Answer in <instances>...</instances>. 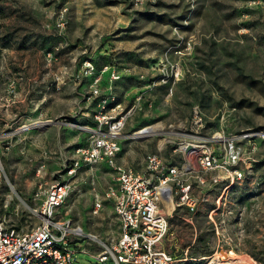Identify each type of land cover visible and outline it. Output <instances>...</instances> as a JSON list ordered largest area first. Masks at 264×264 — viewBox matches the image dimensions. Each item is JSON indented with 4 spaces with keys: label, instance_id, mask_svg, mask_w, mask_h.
Masks as SVG:
<instances>
[{
    "label": "rangeland",
    "instance_id": "rangeland-1",
    "mask_svg": "<svg viewBox=\"0 0 264 264\" xmlns=\"http://www.w3.org/2000/svg\"><path fill=\"white\" fill-rule=\"evenodd\" d=\"M85 59L120 71L102 88L115 97L108 115L124 119L119 165L139 170L152 152L178 163L177 142L252 133L236 143L242 176L194 185L197 209L176 207L160 246L172 264H264V0H0V216L19 231L41 221L45 188L96 124L90 80L76 74ZM115 175L102 161L70 179L55 218L83 230L75 264H100L119 233L109 201L91 211Z\"/></svg>",
    "mask_w": 264,
    "mask_h": 264
},
{
    "label": "built area",
    "instance_id": "built-area-1",
    "mask_svg": "<svg viewBox=\"0 0 264 264\" xmlns=\"http://www.w3.org/2000/svg\"><path fill=\"white\" fill-rule=\"evenodd\" d=\"M76 74L90 80L85 95L96 106L93 113L96 124L86 127V144L76 147L62 172L56 173L45 188L38 209L41 221L34 228L19 231L8 226L0 216V264H75L71 235H82L83 230L72 225L69 219H56L55 214L69 194L70 179L80 167H92L102 161L111 166L116 175L102 195L94 194L91 211L98 213L105 200L109 201L118 220L119 233L110 247L97 253L100 264H172L175 257L160 246L169 229L168 215L176 207H184L190 212L197 209L199 199L193 193L194 185L206 181L217 183L224 178L230 181L239 179L242 171L236 166L243 150L236 143L243 137L249 138L252 133L225 135L216 132L209 137L194 139V142H177L173 152L184 156V160L178 163L166 161L159 152H152L146 155L139 170L130 165H119L116 157L121 150L119 138L124 119L122 115H108L107 107L115 97L109 90L110 85L105 86L104 92L102 88L104 80L112 83L119 78L120 71L107 65L96 69L90 60L85 59ZM202 120L201 109L194 105L192 129L197 130ZM2 138L0 133V183L4 173ZM204 173L212 174L205 178ZM169 199L173 200V205L168 212L165 210ZM88 237L95 239L92 234Z\"/></svg>",
    "mask_w": 264,
    "mask_h": 264
},
{
    "label": "bare ground",
    "instance_id": "bare-ground-1",
    "mask_svg": "<svg viewBox=\"0 0 264 264\" xmlns=\"http://www.w3.org/2000/svg\"><path fill=\"white\" fill-rule=\"evenodd\" d=\"M43 122H41V121H36L34 124L35 125H41ZM147 129V128H146ZM146 129H142V130H140V131H137V132H135V134H133V135H135L136 136V134H138V133H142V132H145L146 131ZM132 135V136H133ZM8 198V197H7ZM172 205H173V200H171V199H169L168 200V202H167V206H168V211H170L171 209H172ZM223 261V260H222ZM218 262V263H215V262H213V260H209V262L208 263H206V264H242V263H244V259H242V258H239V259H236V260H231V261H226V262ZM250 262V261H249ZM252 262V261H251ZM246 263H248V261L246 262ZM251 264V263H250Z\"/></svg>",
    "mask_w": 264,
    "mask_h": 264
},
{
    "label": "water",
    "instance_id": "water-1",
    "mask_svg": "<svg viewBox=\"0 0 264 264\" xmlns=\"http://www.w3.org/2000/svg\"><path fill=\"white\" fill-rule=\"evenodd\" d=\"M187 148H189V146Z\"/></svg>",
    "mask_w": 264,
    "mask_h": 264
}]
</instances>
